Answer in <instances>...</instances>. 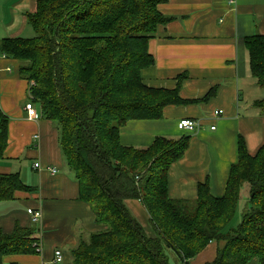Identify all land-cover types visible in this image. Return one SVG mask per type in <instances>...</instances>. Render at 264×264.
<instances>
[{
	"label": "trees",
	"instance_id": "16d2710c",
	"mask_svg": "<svg viewBox=\"0 0 264 264\" xmlns=\"http://www.w3.org/2000/svg\"><path fill=\"white\" fill-rule=\"evenodd\" d=\"M169 1L38 0L29 17L35 36L1 42L30 83L31 102L58 128L79 200L101 227L72 250V264H171L170 253L177 264H190L212 242L223 246L209 264H264V145L252 156L240 137L225 195L214 198L205 183L191 203L171 199L168 191L169 168L185 155L190 134L157 137L147 148L121 144L129 121L161 119L168 105L187 103L178 88H152L142 79L155 64L149 41L169 20L159 6ZM245 45L252 77L264 90V36L248 37ZM254 106L264 115V98ZM8 129L0 112V160ZM246 187L249 199L233 226ZM32 190L19 173L0 174V203ZM131 199L146 208L153 236L128 209ZM36 235L35 228L0 230V264L5 256L40 254Z\"/></svg>",
	"mask_w": 264,
	"mask_h": 264
},
{
	"label": "crops",
	"instance_id": "0c3cea01",
	"mask_svg": "<svg viewBox=\"0 0 264 264\" xmlns=\"http://www.w3.org/2000/svg\"><path fill=\"white\" fill-rule=\"evenodd\" d=\"M37 3L0 0V112L9 118L0 174L19 173L33 189L17 191L14 200L0 203V230L11 234L17 227L35 228L41 244L40 254L9 255L3 260L6 264H72V250L101 227L91 206L79 200V184L68 169L58 128L40 110L35 120L29 119L25 106L30 83L21 77L19 61L1 51L4 39L31 38L29 17ZM159 10L169 20L149 41L155 64L143 70L142 79L152 88H178L187 103L168 105L161 119L129 121L120 130L121 144L147 148L157 137L180 139L185 134L177 127L180 120L199 122L190 133L185 155L169 168V197L196 201L199 186L207 183L210 194L222 198L231 167L239 160L240 137L252 156L264 145V115L254 106L264 98V90L252 77L245 45L248 37L264 36V0H170ZM218 110L223 114L216 117ZM36 163L40 168H34ZM126 205L153 236L143 204L131 199ZM29 209L42 212L39 223H33ZM222 246L210 243L190 264L213 262ZM57 250L63 254L61 263L55 260Z\"/></svg>",
	"mask_w": 264,
	"mask_h": 264
},
{
	"label": "built area",
	"instance_id": "2783aa9c",
	"mask_svg": "<svg viewBox=\"0 0 264 264\" xmlns=\"http://www.w3.org/2000/svg\"><path fill=\"white\" fill-rule=\"evenodd\" d=\"M25 110L28 113L29 119L30 120H35L37 118V111L35 109L34 104L29 101L26 106H25ZM223 114L222 110H218L214 113V116L218 117L220 115ZM199 122L192 120V119H182L178 122L177 127L179 129V131L184 132L185 134H190V133H194L197 128L199 127ZM212 130H215V127H212ZM35 169L40 168V164L36 163L34 165ZM52 174H56L57 170L55 168H53L51 170ZM29 215L32 218L33 223H37L41 220L42 218V212L40 210H33V209H29L28 210ZM38 250L41 251V244L38 245ZM63 254L60 250H57L55 252V260L57 263H61L63 262Z\"/></svg>",
	"mask_w": 264,
	"mask_h": 264
},
{
	"label": "rangeland",
	"instance_id": "374dc122",
	"mask_svg": "<svg viewBox=\"0 0 264 264\" xmlns=\"http://www.w3.org/2000/svg\"><path fill=\"white\" fill-rule=\"evenodd\" d=\"M30 37H34L35 36V33H34V31H31V33H30ZM29 101H31V98L29 97ZM28 101V102H29ZM34 106H35V109H36V111L37 110H40V108H39V106L37 105V104H34ZM37 116H38V111H37ZM23 160V159H22ZM249 199V189H248V187H246L245 189H244V191H243V194H242V199H241V201H240V203H239V208H238V211H237V215H236V217L234 218V220H233V222H232V225L233 226H236V225H238V223L240 222V220H241V216H242V211L244 210V208H245V205H246V202H247V200ZM191 203H194L195 202V200H193V201H191V200H189ZM2 205V204H1ZM38 226V225H37ZM169 257H170V263L171 264H177L176 263V257L174 256V254H172V253H170L169 254Z\"/></svg>",
	"mask_w": 264,
	"mask_h": 264
},
{
	"label": "bare ground",
	"instance_id": "6f19581e",
	"mask_svg": "<svg viewBox=\"0 0 264 264\" xmlns=\"http://www.w3.org/2000/svg\"><path fill=\"white\" fill-rule=\"evenodd\" d=\"M37 223H39V222H37Z\"/></svg>",
	"mask_w": 264,
	"mask_h": 264
}]
</instances>
